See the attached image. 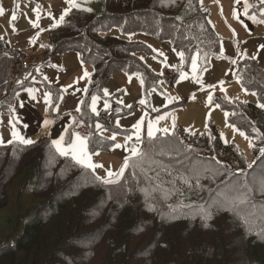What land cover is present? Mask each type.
Wrapping results in <instances>:
<instances>
[{
    "label": "trees",
    "instance_id": "16d2710c",
    "mask_svg": "<svg viewBox=\"0 0 264 264\" xmlns=\"http://www.w3.org/2000/svg\"><path fill=\"white\" fill-rule=\"evenodd\" d=\"M261 7L259 2L255 11ZM79 9H71L62 25L48 31L44 65L76 52L91 68L79 120L94 130L97 116L90 112L91 96H103L116 70L140 73L146 85L157 82L139 56L151 49L110 35L112 29L170 41L187 60L199 53L205 65L221 57L222 38L200 0H103L100 14ZM15 63L0 54V111L12 98L17 100L22 89L9 84ZM236 76L264 102V70L257 60H242ZM230 101L218 99L230 113L227 120L257 141L250 167L235 145L223 143L214 125L202 134L179 129L153 139L144 136L142 167H130L120 183L112 185L60 156L50 139L0 146L6 161L0 210L21 207L23 201L32 207L21 213L19 230L0 243V264H264V191L252 183L264 173V156L258 151L264 141L253 131L264 136V109ZM98 119L103 128L115 129L108 126L104 112ZM115 143L97 132L89 138V151H109ZM19 178L24 184L8 203V191ZM234 186L247 196L235 207L224 200Z\"/></svg>",
    "mask_w": 264,
    "mask_h": 264
},
{
    "label": "rangeland",
    "instance_id": "374dc122",
    "mask_svg": "<svg viewBox=\"0 0 264 264\" xmlns=\"http://www.w3.org/2000/svg\"><path fill=\"white\" fill-rule=\"evenodd\" d=\"M3 1L4 3L2 5V8L4 9V13L8 15L5 18L0 19V37H2V39L0 40L8 41L9 37L15 31L13 29H15L16 25H21V22L26 19V17H30V14L24 11V1H28V3L33 6L37 5V1ZM259 2L260 0H249V4L252 5V7L249 9L250 15H244V18L247 21H250L254 24V29H249L239 19H233L235 16L234 13H231V10L235 6L234 0H202V3L200 0V3L204 5L209 12V22L211 23L217 34L222 38V49L224 46L226 47V44H231L233 46L235 45L239 50V55L237 58H235L231 54L225 53V55L223 54L222 58H211L208 62H206V65L204 62H200L199 60V75L202 76L205 85L203 89L198 83H195L190 78L184 81H179L178 75L174 80H170V78L168 77L169 71H173L176 68L180 67H183L184 71L188 72L189 75H191L190 60H187V58L185 57L183 66H180V60L177 55L180 50L175 49L170 41H159L156 38L141 33L123 35L117 28L112 29L110 35L125 41L142 42L144 45L148 46L151 49V53L141 52L139 53V56L144 55V57H148L144 62L152 69L153 73L157 76V82L146 85L142 74H128L123 70H116L109 77V83L105 86V89L108 90L109 95L106 97V99H103V97H99L97 103V111L100 115L102 110H106L104 108V102L105 100H107L111 107L115 106V104L123 106V108L126 110V113L120 118L121 122L119 124V127H117V125L115 124L116 127L113 130L108 127L103 128L102 131H99L102 133L99 134L103 135L105 133L108 136H112L113 134L117 133L119 135H122H117V139H119L118 141H120V144H127L128 147H131L135 143V138H133L132 141H125L124 137L125 135L132 132L133 125L139 120L145 121L144 131L141 133L142 138L145 136L147 122L150 120L154 121L158 116L161 115L167 117V119L160 121L158 127L161 128H171L173 117L175 118L176 127L173 134L178 133L179 129H182L184 131L185 129H190L195 134H202L206 132L209 126L214 125V127L219 132L223 143L235 145L242 152L244 158L246 159V167H250L254 160L255 147H249L248 140L240 135L241 130H239L236 126L235 128H237L239 131H233V128L229 126L233 124L228 120L227 123L225 122V111L221 107L216 108L215 104L219 103L218 99H236L254 104L260 103L257 94H251L255 92L248 91L247 94L245 93V88L240 84V82H237L236 76L239 63L242 60L248 58L254 59L253 57H255V60L258 61L260 67L264 70V23L257 22L261 19H264V17H261L259 13L255 11L256 4H258ZM17 3H19L20 5L18 9L16 7ZM76 3L79 4V8H90L91 11L95 12L96 14H100L103 9V0H89V2H85V0H76ZM58 4L64 6L65 2L59 0ZM13 12L17 14V20L15 22L11 20V15ZM251 16H255L256 20L254 21L253 19H251ZM21 17H23V19H21ZM23 26H25V24H23ZM16 39L17 37L16 35H14L12 40L15 42ZM27 55L33 57L37 56L40 60H43L42 57L39 56L42 54L38 53L37 51H30L27 53ZM44 56L46 57V50L44 52ZM233 60H235L236 63H232L231 61ZM16 65L17 64L15 63V66ZM49 68H56V65L51 63ZM37 69H39V71H37ZM37 69L33 79L37 84L40 85L39 89L45 92L44 89L46 88L43 86V81L40 77H42L41 74H44L47 71V66H42V68ZM45 77H48V75L46 74ZM137 77L143 78V86H141L140 80ZM30 80L31 82H34L32 79ZM161 81H163L162 84L160 83ZM221 81L224 82L223 85L220 84ZM9 84L11 86L10 82ZM70 84L73 85L74 89L79 88L81 84L79 76H75L71 80V82H69L68 89L70 87ZM34 86L36 85H33L32 87ZM32 87L29 85L25 86L24 90L27 91L28 88ZM221 87L224 89V91L221 90ZM153 88L155 89V91L152 90ZM209 94L213 95L212 104H209L207 99ZM167 97H178V99L169 101ZM141 100L146 101V103L141 104ZM62 101L60 99L58 100L59 109L63 105ZM118 101H122V103H118ZM53 103L55 104V100H53ZM129 105L131 107H128ZM10 109L11 108L8 104L6 110L0 111V115H9ZM153 109H157L158 111H153ZM169 113H171V116L168 115ZM132 114H134V116L131 118L130 115ZM79 115L80 113L78 114V116ZM99 115H96L97 123H100L98 119ZM185 132L189 133L188 131ZM160 134L164 133L161 132ZM249 137L252 138L251 136ZM252 141L254 145L257 142L253 138ZM93 154L95 157V164L103 165V167L95 170V174L101 177L106 176L108 170L119 171L122 166L123 160L126 158L124 155H130L127 148L125 147H122L120 149L112 148L109 151L103 150L91 152L90 155L93 157ZM5 162L6 161L0 156V176L5 168ZM232 162L237 168L242 167L240 163L236 161ZM23 184V178H19L14 182L13 186L9 190L10 192L8 191V203L10 199H12V196L17 195V192L21 189ZM102 203H105V201H103ZM29 208L32 207L29 206L26 201H23L21 207L12 205L11 207L9 206L6 209L0 210V243L8 240L12 235H14L13 233H16L17 230H19V221L22 219L21 213ZM27 215L28 216L25 219L26 221L31 218V213H28Z\"/></svg>",
    "mask_w": 264,
    "mask_h": 264
},
{
    "label": "crops",
    "instance_id": "0c3cea01",
    "mask_svg": "<svg viewBox=\"0 0 264 264\" xmlns=\"http://www.w3.org/2000/svg\"><path fill=\"white\" fill-rule=\"evenodd\" d=\"M36 1H37L36 6L30 5L28 1L27 2L24 1V6H25L24 11L28 12L30 14V17L28 18L26 17V19H24L21 22V25L19 24H18L19 26L16 25L15 31L12 33V35L9 37L7 41L19 54H27L30 51H37L38 53L42 54L39 56H41L43 60H40L38 63H36L33 66L31 79L34 82H31V84L29 85L31 87L33 85H36L32 87L33 89L36 90L34 93L36 98L33 99L32 96L28 94V91H25L24 90L25 88L23 87L22 89H20L19 93L17 94L18 106L15 109L14 113L9 115H0V140L4 142L0 144L1 146L9 145L7 143V141L10 140L11 138V129L9 126V121L12 119H15V121L17 122V130L20 131V134L23 135L25 138L32 139L34 143L42 139H50L51 141L53 139H58L61 135H64L66 130L68 131V136L71 135L72 127H73L72 126L70 128L71 116H75L77 119L79 113H77L75 109L78 106L80 100L82 99L84 100L86 93L83 90L87 89L88 87L89 80L83 78V72L86 70L89 74H91V68L86 63H84V61L82 60L81 56L78 53L67 52L64 55L53 58L52 60L49 61V64L44 65V62H46L44 58L45 57L44 52L48 45L47 34L48 31L52 29V20L58 19L60 15H62L66 10L69 9V5L66 3V0H62V2H65L64 6L58 4L59 0H36ZM0 3H1L0 7H2L4 1L0 0ZM234 5L235 6L231 10L232 14L234 13L235 10V15H234L235 17L233 19L237 18L240 21H242L247 26V28L254 29V24L251 23L250 21H247L244 18V10L242 5L241 6L236 4ZM37 10L39 11V15H37ZM7 15L8 14L4 13V15L0 16V19L5 18ZM21 19H23V17H21ZM33 23H38V27H33ZM23 24H25V26H23ZM14 35H16L17 37L15 42L12 40ZM30 41L32 42L30 43ZM220 49L224 55L225 53H228L234 56L235 58H237L239 55V50L235 45L233 46L231 44H226V47L224 46L223 49L220 45ZM140 57L142 58L143 61H146V58H148V57H144V55ZM51 63L56 65V68H49ZM42 66H47V71L44 74H41L42 77H45L46 74L48 75L47 80L40 77L43 81V86L46 88L44 89V91L50 92L52 94L53 100H55V102L57 103L59 97L61 95L63 96V101H62L63 105L57 111V113L56 110L54 109L50 110L49 107L45 104L44 102L45 92L39 89L40 85L37 84L33 79L36 73V69L42 68ZM75 76H79V79L81 81L79 88L74 89L73 85L70 84V87L68 89L69 82H71V80ZM108 83L109 80H107L106 84ZM62 89H67V91L63 92L62 94L61 91ZM102 97L103 99H106L104 95ZM113 107L123 108V106L117 104H115V106ZM104 111L105 110H102V112ZM69 113H71V116L68 115ZM125 113L123 115H125ZM123 115H116L113 118L114 127H116L115 124L117 120L119 121L120 124L121 122L120 118ZM133 116L134 114L130 115L131 118ZM45 119H49L52 121V123L47 128H45L44 125ZM116 135L119 134L116 133ZM102 136H105V138H109V139L111 137L106 135L105 133ZM145 136H147L146 131H145ZM118 140L119 139H116V143L117 142L120 143V141ZM134 142L136 143V141ZM138 147L141 149V151H143L144 144L141 142L138 145ZM124 156L127 158L129 154H125ZM66 158L71 159V157H66ZM92 162L95 163L94 154L92 157Z\"/></svg>",
    "mask_w": 264,
    "mask_h": 264
},
{
    "label": "snow or ice",
    "instance_id": "6c2138e0",
    "mask_svg": "<svg viewBox=\"0 0 264 264\" xmlns=\"http://www.w3.org/2000/svg\"><path fill=\"white\" fill-rule=\"evenodd\" d=\"M85 2H89V0H85ZM66 3L69 5V9L66 10L62 15H60V17L58 19H53L52 20V28H56L59 27L60 25H62L65 21V17L69 14V12L71 11V9L73 8H77L79 9V4L76 3V0H66ZM202 3V0H201ZM234 4L236 5H242L243 10H244V15H250L249 9L252 7L251 4H249V0H234ZM260 4L264 5V0H260ZM19 3L16 4L17 9L19 8ZM82 11H87L90 12L91 9L90 8H83V9H79ZM4 15V9L2 7H0V16ZM37 15H39V11L37 10ZM234 15H235V10H234ZM259 15L261 17H264V7L259 8ZM251 19H253L254 21L256 20L255 16H251ZM11 20L13 22H15L17 20V14L15 12L12 13L11 15ZM258 23H264V19H261L259 21H257ZM33 27H38V23H33ZM15 30V29H13ZM0 39H2V37H0ZM32 41H30L31 43ZM155 51V50H153ZM162 55V53H161ZM179 60H180V64L181 66H183L184 62H185V53L183 51H180L177 53ZM246 55V54H245ZM223 56V53L221 52V58ZM255 59V57H253ZM232 63H236L235 60L231 61ZM206 70V69H205ZM37 71H39V69H37ZM176 72L179 73V81H184L187 79H191L192 81H194L195 83H198L200 85V87L203 89L205 87L204 82H203V78L201 75H199L200 72V67H199V53H197L196 55L192 56L190 58V71H191V75H189L188 72L184 71L181 68L175 69ZM30 75V74H29ZM29 78L28 75L25 76V80H27ZM83 78L84 79H88L90 81L91 76L90 74L85 70L83 72ZM140 80V84L141 86H143L144 84V80L141 77H137ZM45 80H47V77H44ZM131 80V78H130ZM129 80V82H130ZM237 82H241L240 78H237ZM161 84L163 83V81L160 82ZM223 81L220 82L221 85H223ZM153 91H155V89H152ZM221 90L224 91V89L221 87ZM28 94L30 96H32L33 99H35V89L33 88H28L27 89ZM62 92H66L67 89H62ZM85 93H87V89L83 90ZM245 93H248V89L245 88L244 89ZM252 95H256V93H251ZM103 95L105 97H107L109 95L108 90L105 89L103 92ZM194 98V96H193ZM59 99L62 101L63 100V96L61 95L59 97ZM167 99H169V101H173L175 99H178V97H167ZM208 102L209 104L213 103V95L209 94L208 96ZM227 99V97H226ZM99 97L97 95H92L91 96V103H90V112L95 114V115H99L98 111H97V103H98ZM44 102L45 104L49 107L50 110L54 109L57 110L59 109V104L53 103V97L52 94L50 92H45L44 93ZM229 103H231L230 100H228ZM118 103H122V101H118ZM141 104H145L146 101L141 100L140 101ZM84 105V100H80L78 106L76 107L75 111L77 113H81L82 111V106ZM111 105L108 103L107 100H105L104 102V108L108 109L110 108ZM128 107H131L130 105ZM216 108H220L221 105L219 103L215 104ZM257 107L264 109V102H260L257 104ZM10 114L14 113V109H10ZM153 111H158L157 109H153ZM69 116H71V113L68 114ZM169 116H171V113L168 114ZM230 115V113L225 112L224 116H225V122L227 123V118ZM167 119L166 116L161 115L158 116L154 121L150 120L147 122L146 125V132H147V136L149 139H153L156 137L157 133H164L165 135H169V134H173L175 131V127H176V123H175V118L173 117V121H172V127H158L160 121H163ZM52 123L51 120L49 119H45L44 120V125L45 128H47L50 124ZM77 119L75 116H71V124H70V128L72 126H75L77 124ZM116 125L117 127H119V121H116ZM9 126L11 129V138L10 140L7 141L8 144L11 145H22V146H29L32 145L34 143V141L32 139H28L25 138L23 135L20 134V131L17 130V122L15 121V119H12L9 121ZM144 126H145V121L144 120H139L137 123H135L133 125V130L132 132H130L129 134L125 135L124 139L125 141H132L133 138H135L136 143L133 144L131 147H128L127 144L122 145L120 143H115L113 145L114 149H120L122 147L127 148L128 152L130 153V155L124 159L123 161V165L122 167L119 169V171H112V170H108L106 173V176L101 177V176H95L94 179L99 181L102 184L105 185H112V184H118L120 183L121 179L124 177L125 175V171L127 169L131 168H141L142 164L145 160V153H143L141 151V149L138 147V145L141 143L142 137H141V133L144 131ZM230 127L233 128V131H239L237 128H235L234 125H229ZM95 128L98 131H102L103 130V126L100 123H96L95 124ZM185 131H188L189 134L194 135L195 133L192 132L190 129H185ZM254 132H256L257 137H259L262 141H264V136H261L260 133L256 130L253 129ZM240 135L243 136L246 140H248L249 143V147H255V145L253 144L252 138H250L249 136H247L244 132L240 131ZM68 136V131L66 130L64 135H61L58 139H53L52 140V147L55 149V151L63 157H71V159L78 164L79 166H81L84 169H90L93 172H95L96 169L103 167V165H99V164H95L92 162V156L89 153V137L87 136H82L80 133L73 131L71 133V138L67 141V144L65 143L66 141V137ZM110 139L112 141H116L117 139V135L113 134ZM4 143L2 140H0V144ZM259 153L264 156V147H259L258 148ZM250 166V165H249ZM216 173L219 172V170H215ZM185 183H187V180H185ZM253 184H256L260 187V189L262 191H264V173H261V175L259 177H254ZM245 187H247V185H245ZM232 193H235V195H233ZM247 196L246 194L241 195L240 194V187L239 186H234L230 193L225 194L224 196V200L225 202L231 204L233 207H235L237 204H244L246 202ZM206 218H207V213L205 214Z\"/></svg>",
    "mask_w": 264,
    "mask_h": 264
},
{
    "label": "built area",
    "instance_id": "2783aa9c",
    "mask_svg": "<svg viewBox=\"0 0 264 264\" xmlns=\"http://www.w3.org/2000/svg\"><path fill=\"white\" fill-rule=\"evenodd\" d=\"M0 54L8 59L16 61L17 65L14 67V70L9 75V82L11 83V87L19 88L29 85L32 66L38 63L40 59L37 56L33 57L27 54L18 55L16 53V50L11 46V44L6 41H0ZM182 69L184 70L183 67ZM178 74V72L173 70L169 71L168 76L170 80H172ZM26 75L29 76L27 80L24 79ZM9 106L11 109H16L18 106L17 100L15 98H12L9 102ZM122 112L123 110L121 108L108 109L105 112L104 116L108 124H111V118L116 114H121ZM73 131L78 132L82 136H87L89 138L95 135V131L92 129V127L84 121L78 122L75 126H73L72 132Z\"/></svg>",
    "mask_w": 264,
    "mask_h": 264
},
{
    "label": "clouds",
    "instance_id": "9594fccd",
    "mask_svg": "<svg viewBox=\"0 0 264 264\" xmlns=\"http://www.w3.org/2000/svg\"><path fill=\"white\" fill-rule=\"evenodd\" d=\"M178 75H179V74H178ZM178 75H177V76H178ZM177 76H176V77H177ZM168 77H169V76H168ZM176 77H175V78H176ZM175 78H174V79H175ZM30 79H31V76H30ZM174 79H172V80H174ZM172 80H171V81H172ZM23 87H25V86H23ZM23 87H21V88H23ZM55 103H56V102H55ZM116 108H121V107H110V108H108V109H116ZM108 109H106V110L104 111V114H105V112H106ZM121 109L123 110V112H122L121 114H116V115H123V114L125 113V110H124L123 108H121ZM14 110H15V109H14ZM116 115H114V116L111 118V124H108V122H107L108 126L111 127V128H112L113 125H114V122L112 123V121H113V118H114ZM104 117H105V116H104ZM78 119H79V116L77 117V120H78ZM81 121H83V120H78V122H81ZM106 121H107V120H106ZM84 122H85V121H84ZM86 123H87V122H86ZM92 129H93V128H92ZM93 130H94V129H93ZM94 131H95V134H96L97 132L100 133L99 131H96V130H94Z\"/></svg>",
    "mask_w": 264,
    "mask_h": 264
},
{
    "label": "bare ground",
    "instance_id": "6f19581e",
    "mask_svg": "<svg viewBox=\"0 0 264 264\" xmlns=\"http://www.w3.org/2000/svg\"><path fill=\"white\" fill-rule=\"evenodd\" d=\"M101 252V251H100Z\"/></svg>",
    "mask_w": 264,
    "mask_h": 264
}]
</instances>
